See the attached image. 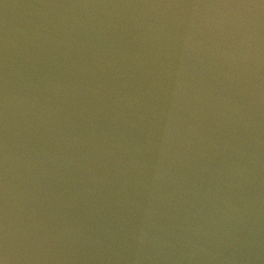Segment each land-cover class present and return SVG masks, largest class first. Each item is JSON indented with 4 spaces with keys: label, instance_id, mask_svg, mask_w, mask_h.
<instances>
[{
    "label": "water",
    "instance_id": "obj_1",
    "mask_svg": "<svg viewBox=\"0 0 264 264\" xmlns=\"http://www.w3.org/2000/svg\"><path fill=\"white\" fill-rule=\"evenodd\" d=\"M0 264H264V0H0Z\"/></svg>",
    "mask_w": 264,
    "mask_h": 264
}]
</instances>
